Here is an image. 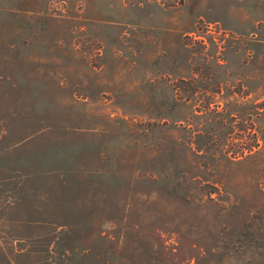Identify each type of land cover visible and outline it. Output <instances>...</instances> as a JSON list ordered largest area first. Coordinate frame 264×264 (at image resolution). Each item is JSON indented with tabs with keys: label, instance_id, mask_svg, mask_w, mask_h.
<instances>
[{
	"label": "rangeland",
	"instance_id": "rangeland-1",
	"mask_svg": "<svg viewBox=\"0 0 264 264\" xmlns=\"http://www.w3.org/2000/svg\"><path fill=\"white\" fill-rule=\"evenodd\" d=\"M0 264H264V0H0Z\"/></svg>",
	"mask_w": 264,
	"mask_h": 264
}]
</instances>
